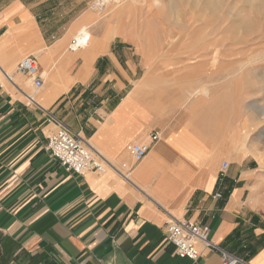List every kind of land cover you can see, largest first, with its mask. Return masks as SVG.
Here are the masks:
<instances>
[{
    "label": "crops",
    "instance_id": "obj_1",
    "mask_svg": "<svg viewBox=\"0 0 264 264\" xmlns=\"http://www.w3.org/2000/svg\"><path fill=\"white\" fill-rule=\"evenodd\" d=\"M86 2L0 0V65L14 80L0 86V264L221 263L203 241L197 260L180 257L171 217L209 226L238 264H264V144L240 78L145 76L135 27L94 25ZM89 22L91 40L71 49ZM30 55L37 89L17 70ZM60 122L105 171L80 175L47 150ZM156 132L137 160L129 145Z\"/></svg>",
    "mask_w": 264,
    "mask_h": 264
},
{
    "label": "rangeland",
    "instance_id": "obj_2",
    "mask_svg": "<svg viewBox=\"0 0 264 264\" xmlns=\"http://www.w3.org/2000/svg\"><path fill=\"white\" fill-rule=\"evenodd\" d=\"M86 3L96 14L94 25L135 27L137 40L129 41L136 42L145 76L239 77L249 99L251 139L264 144V0Z\"/></svg>",
    "mask_w": 264,
    "mask_h": 264
},
{
    "label": "built area",
    "instance_id": "obj_3",
    "mask_svg": "<svg viewBox=\"0 0 264 264\" xmlns=\"http://www.w3.org/2000/svg\"><path fill=\"white\" fill-rule=\"evenodd\" d=\"M75 41L74 39L72 45ZM17 70L23 74L29 75L36 89L42 86L43 81L39 71L38 61L34 55L23 58L19 62ZM6 80L13 82V75L0 65L1 87ZM27 97L31 102H36L32 94H28ZM158 139L159 134L156 132L151 135V139L147 142L130 144L129 150L137 160H141L147 155L153 143ZM47 150L59 160L63 167L80 175H85L91 171L103 172L109 164V162L101 154L96 152L84 138L73 132L62 122L59 123L57 130L48 137ZM227 167L228 163L225 162L223 168ZM121 174L124 178L129 179V171ZM216 196L220 197L221 194L217 193ZM165 227L166 238L169 242L174 244L177 254L182 258L197 260L200 256L197 243L203 241L207 245L221 251L222 261L220 264H238L239 262V258L210 241V227L207 225H201L191 220H180L171 217L166 221Z\"/></svg>",
    "mask_w": 264,
    "mask_h": 264
},
{
    "label": "bare ground",
    "instance_id": "obj_4",
    "mask_svg": "<svg viewBox=\"0 0 264 264\" xmlns=\"http://www.w3.org/2000/svg\"><path fill=\"white\" fill-rule=\"evenodd\" d=\"M112 0H97V5H99L100 7L105 6L107 3H110ZM114 1H120V0H114ZM117 3V2H116ZM119 3V2H118ZM75 43L72 45V49L77 50L80 47H82L83 45H86L88 43V41L90 40V35L87 32V28L86 26L83 27L80 31L78 36L75 39ZM217 56V54H216Z\"/></svg>",
    "mask_w": 264,
    "mask_h": 264
}]
</instances>
